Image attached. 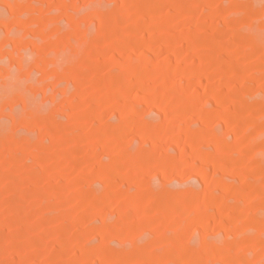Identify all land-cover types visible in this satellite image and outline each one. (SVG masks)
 I'll use <instances>...</instances> for the list:
<instances>
[{
  "label": "rangeland",
  "instance_id": "374dc122",
  "mask_svg": "<svg viewBox=\"0 0 264 264\" xmlns=\"http://www.w3.org/2000/svg\"><path fill=\"white\" fill-rule=\"evenodd\" d=\"M0 264H264V0H0Z\"/></svg>",
  "mask_w": 264,
  "mask_h": 264
}]
</instances>
